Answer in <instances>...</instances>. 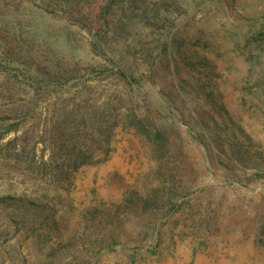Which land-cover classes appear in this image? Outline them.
Segmentation results:
<instances>
[{
	"label": "rangeland",
	"instance_id": "obj_1",
	"mask_svg": "<svg viewBox=\"0 0 264 264\" xmlns=\"http://www.w3.org/2000/svg\"><path fill=\"white\" fill-rule=\"evenodd\" d=\"M106 1L0 0V264H264V0H142L103 23ZM107 100L155 121L171 164L120 127L107 157L43 169L49 122Z\"/></svg>",
	"mask_w": 264,
	"mask_h": 264
},
{
	"label": "trees",
	"instance_id": "obj_2",
	"mask_svg": "<svg viewBox=\"0 0 264 264\" xmlns=\"http://www.w3.org/2000/svg\"><path fill=\"white\" fill-rule=\"evenodd\" d=\"M118 1V2H117ZM107 3L101 7V19L103 23L106 21L105 17L108 16L114 8L119 6H127L130 2L134 9L139 8L142 0H108ZM108 24V23H107ZM102 37H108L109 31L98 30ZM115 75L120 76L127 84H138L136 78L127 74L125 71L117 70ZM132 84V85H133ZM92 109V108H91ZM222 110V109H221ZM63 122L59 120L50 121L49 127H46L44 136L47 137L45 147L50 146V157L48 160L44 159L40 162V166L44 169L50 166L56 169L60 177L71 175L78 169L85 165H90L94 161L99 160L102 156L107 157L111 151V142L114 134L118 128H127L133 130L137 135L146 139L152 146L153 155L163 168L170 165L171 147L170 138L162 130L155 121L148 118L141 117L132 108H127L123 111L121 108L114 107L110 100L104 101L95 106L92 110L83 111L79 110L74 114H67ZM215 122V121H214ZM216 123V122H215ZM234 122L230 121V125ZM236 126V125H234ZM232 136L241 135L244 139H248L244 130L239 126ZM239 131V132H238ZM229 136V135H228ZM42 138H44L42 136ZM50 143V144H49ZM235 144L239 145L246 153H248L247 145L240 142ZM256 146V145H255ZM231 147V143H230ZM235 155L240 156V160L244 159L241 150L234 147L230 149ZM222 154L226 153L223 147L220 148ZM233 154V155H234ZM165 176V173H162ZM173 194L172 192H169ZM168 193V194H169ZM11 198H0L1 204H7ZM15 199V198H14ZM166 198L154 193L153 195H140L135 194L126 200V204L132 205L133 210H150L153 211L157 208L158 204H165ZM170 198H167L169 200ZM120 216H118L119 218ZM104 218H107L105 216ZM110 219L118 220L115 216H109Z\"/></svg>",
	"mask_w": 264,
	"mask_h": 264
}]
</instances>
